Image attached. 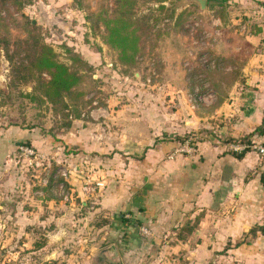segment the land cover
I'll use <instances>...</instances> for the list:
<instances>
[{"label":"crops","instance_id":"0c3cea01","mask_svg":"<svg viewBox=\"0 0 264 264\" xmlns=\"http://www.w3.org/2000/svg\"><path fill=\"white\" fill-rule=\"evenodd\" d=\"M219 3L222 16L212 14L205 23L213 38L220 26L217 41L188 46L183 35L179 49H161L160 64L137 65L130 75L113 58L99 66L98 53L81 50L102 77V93L91 95L86 113L69 125H60L59 117L54 127L0 123V198L6 210L18 212L21 201L12 194L20 191L23 204L33 206L21 210L26 216L15 228L35 226L54 237L66 226L60 218L65 205L43 187L46 180L57 183L61 178L53 175L62 168L69 194L108 219L104 233L118 249V264L164 262L175 249L183 264H264V157L227 148L230 142L264 144V0L213 1L200 9L212 11ZM201 50L210 63L188 55ZM199 74L203 81L201 75L196 80ZM194 88L213 98L192 104ZM190 137L194 150L169 158ZM22 143L47 155L50 165L27 162L32 171H19L23 162L15 149ZM35 182L40 188L25 190ZM79 208L70 202L68 213ZM34 214L41 220L33 222ZM184 226L192 231L179 239ZM44 244L38 253L59 255V245Z\"/></svg>","mask_w":264,"mask_h":264},{"label":"rangeland","instance_id":"374dc122","mask_svg":"<svg viewBox=\"0 0 264 264\" xmlns=\"http://www.w3.org/2000/svg\"><path fill=\"white\" fill-rule=\"evenodd\" d=\"M96 1L97 0H31V3L22 9L9 7L7 10L0 11V16L2 17L1 19L6 27H0V31L5 32L11 41L22 39L26 36V31L29 29L27 24L31 19L37 24V32L39 33L41 40L54 49L57 55L56 57L60 62L69 65L70 62H72V56L77 54L86 62L87 58L85 57V53L83 51L82 53L80 52L86 48L98 53V55L96 54L98 59L96 62L99 66H101L104 65L106 61H110V58L112 57L110 52L107 48H104V45L99 41V39L96 38V36H92L89 25L85 20L87 11L93 10L96 7ZM213 1L221 0H206L205 7L206 3H212ZM160 4L164 5L165 9L160 10ZM218 6L217 8H219ZM173 8L175 9V15L183 10L190 13L189 17L185 21L184 29L186 31L185 38L192 42L193 45L194 42H202L209 37L212 38L209 42H215L221 36V28L219 25L216 26L215 35L216 32L219 34L213 38L210 35L212 30L207 29L205 24L206 21L209 20L208 17L213 14V11L206 10L204 12L200 9L199 4L193 0H168L162 3L139 0L136 11L137 16L139 17H149V23H152L154 26L153 31L162 28L170 32L174 23L173 20L168 17V10ZM166 9L167 11H165ZM212 25L213 24L211 22V26ZM202 51L203 50H201L202 54L208 55V53L206 54ZM198 54L199 53L197 52L196 55L194 53H189L188 55L193 59V61H197L199 63L200 61L198 58L200 54ZM208 57H210V55H208ZM159 61H162L160 57H158V59L150 60V62H156L157 64H160L158 63ZM146 62H149L148 59L142 60L140 62L141 64H138V67L145 65ZM183 62L184 60H181V63ZM185 62L189 63V61ZM75 65L82 73L89 72L88 70L86 71L84 65ZM131 71L133 72L132 69L128 72ZM91 73L92 77L97 80V83L96 89L91 91L92 93L90 92L87 97L90 98L91 95H94L99 99L98 93L101 91V88L98 82L101 81L102 77L99 75L97 79L95 70H92ZM125 74L130 75V73ZM200 75L201 74L196 76V80L200 78ZM146 77L147 75L144 77L146 79V83L149 84L148 81L152 78ZM200 79L203 81L204 76L201 75ZM32 88L33 82L21 84L13 79L10 62L3 50H0V123H4L7 126L13 125L20 127L22 125H38V123L44 122L45 124L50 125V127H54L55 123L53 118L58 116H53L47 105L30 101L25 96L26 93L32 92ZM100 93H102V91ZM15 154L16 159L23 162L16 168H19V171L23 168L25 173H29V166H26L27 161H24L18 155L17 148L15 149ZM48 160L49 157L46 155V160L44 161L47 162ZM21 165L23 167H21ZM73 170H75L74 167H72V171ZM59 178H61V180L57 183L54 182L53 184L46 180V185L43 186L45 187L50 183L49 192L61 200L63 205H65V213L61 214L60 218L64 221H61V224H65L66 226L61 227V230L57 231V236H50V230H38L35 226H32L34 230H29L27 232L24 229H17L13 226L15 223H21L24 220L26 212L21 211L22 209L26 210L33 208V206L23 204V199L21 198L22 192L17 191L12 194L15 198H17L18 202L21 201L18 205V212L15 210L13 212L6 210L5 208H8L9 204L5 202L4 198H0V264L108 263L104 257H98V252L102 248L110 245V237L107 238L104 233V226L108 224L104 223L106 218L102 217L100 214L93 213L94 211L91 208V206H94L93 203H89L87 207H82L80 206L81 198L77 199L76 195L72 194L71 196L69 194L68 200H65L61 192L57 194L59 190L56 187L57 184H62L64 190L69 191L67 190L66 182L63 180L64 178L58 176V179ZM31 179L36 181L35 178ZM25 184L24 187L26 191L27 189L35 191L40 188L36 182L30 186H28V184L25 186ZM103 184V182L96 183L98 187H103ZM84 186L85 185L81 186L82 189L80 191L85 195L87 193H85L86 191L84 190ZM34 202H36V200H34ZM70 202L71 204L80 207L71 214L68 213ZM41 216V214L32 215V221H35V223L38 220L40 221ZM68 223H70V228H68ZM46 225L52 224L47 221ZM46 239L51 245H59L56 246V248L53 246L49 247L50 251L54 250V248L55 251L59 250L58 256L53 254L45 256V254L43 255L38 253V250L45 246L44 242ZM159 239H161L162 242L164 240L162 237ZM179 253L180 251L175 249L174 252H170L171 258L168 256L166 261L156 263L155 260L154 262L150 260L149 264H183L180 260ZM49 257L52 259H49ZM140 261H142V259Z\"/></svg>","mask_w":264,"mask_h":264},{"label":"trees","instance_id":"16d2710c","mask_svg":"<svg viewBox=\"0 0 264 264\" xmlns=\"http://www.w3.org/2000/svg\"><path fill=\"white\" fill-rule=\"evenodd\" d=\"M138 1L97 0L96 7L87 11L85 16L92 36H96L107 48L114 63L118 64L124 73H128L141 64L142 60L148 59L150 62L151 59H158L163 55L161 49L169 47L179 49L180 40L186 34L184 24L190 15L185 10L175 15V9H169L168 17L174 23L170 32L162 28L153 31L154 26L149 23V17L137 16ZM142 1L162 3L168 0ZM30 3L31 0H0V11L7 10L9 7L22 9ZM218 5L219 8L210 7L213 16H222L223 5L220 3ZM159 9H165L164 5L160 4ZM1 18L0 16L2 28L5 25ZM27 26L29 29L26 31V36L15 41L9 40L6 33L0 31V50H3L10 62L14 80L21 84L33 82L32 92L26 93L25 96L30 101L47 105L52 115L62 120L60 125H69L71 118L81 117L91 105L92 99L87 95L96 89L97 80L91 73L95 68L78 54L72 56V62L69 65L60 62L54 49L41 40L37 32V24L30 19ZM189 43L190 41L186 39L183 44L189 46ZM75 64L84 65L89 72L82 73ZM20 145L37 150L36 147L27 143ZM28 169L32 171L31 168ZM48 186L44 187L45 192L48 191ZM124 220L131 224H138L127 217H124ZM104 223H108L107 218ZM191 231L192 226H184L177 231L176 236L183 239ZM255 231L256 228L250 233Z\"/></svg>","mask_w":264,"mask_h":264},{"label":"built area","instance_id":"2783aa9c","mask_svg":"<svg viewBox=\"0 0 264 264\" xmlns=\"http://www.w3.org/2000/svg\"><path fill=\"white\" fill-rule=\"evenodd\" d=\"M196 43V42H194ZM200 61L204 64L210 63L206 57L205 54L200 55ZM210 65V64H209ZM150 82V81H148ZM213 98V95L211 93L209 94H199L197 89H195L194 94L191 97V102L192 104L196 105L199 103L202 104H207L210 102V100ZM194 140L192 138H189L186 140V143L184 145H181L180 147L176 148L170 155L169 158H172L175 154L177 153H190L194 150L193 145ZM227 148L232 151V152H255L257 153L260 157H264V144L263 143H247V142H230L227 145ZM17 153L18 155L24 160L27 161L28 163H34L36 165L40 164L43 162V160H46L44 155L40 152L35 150L34 148L30 146H25V145H19L17 147ZM47 163L50 165V163L47 161ZM68 172L65 169L59 168L56 170L55 174L53 177L61 176L63 178L67 177ZM57 189H59L62 194V196L65 198V200H68L69 192L64 190V187L62 184H57ZM141 231L144 234H148V231L144 228L141 229Z\"/></svg>","mask_w":264,"mask_h":264},{"label":"water","instance_id":"95a60500","mask_svg":"<svg viewBox=\"0 0 264 264\" xmlns=\"http://www.w3.org/2000/svg\"><path fill=\"white\" fill-rule=\"evenodd\" d=\"M201 8L205 7L206 0H195ZM98 257H104L108 263L117 264L120 262L119 252L114 244L102 248L98 252Z\"/></svg>","mask_w":264,"mask_h":264}]
</instances>
